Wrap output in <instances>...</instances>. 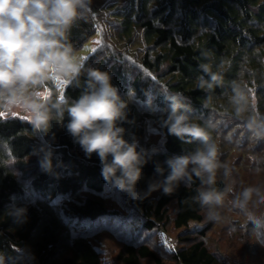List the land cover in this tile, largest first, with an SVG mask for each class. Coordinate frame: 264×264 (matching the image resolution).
<instances>
[{"label":"trees","instance_id":"16d2710c","mask_svg":"<svg viewBox=\"0 0 264 264\" xmlns=\"http://www.w3.org/2000/svg\"><path fill=\"white\" fill-rule=\"evenodd\" d=\"M96 34L102 42L84 60L85 66L109 72L122 92L134 90L122 125L126 138L134 134L140 148L147 149L141 139L149 122L163 134L137 192L147 193L151 182L162 179L154 172L155 163L166 168V159L197 146L168 135L161 126L162 113L155 105L166 106L162 94L167 92L183 95L194 123H217L211 135L218 160L230 169L228 177L223 169L217 175L216 187L226 191L225 204L246 187L264 194V138L242 122L253 115L264 118V0H91L86 19L78 20L69 33L75 53ZM202 63L222 72L223 86L211 93L198 86L199 77L208 79ZM233 81L249 96L248 110L240 117L229 103ZM63 91L72 98L80 94V88L68 84ZM45 146L51 151L52 173L40 167ZM200 186L193 177L190 186L181 183L169 195L160 190L133 200L105 183L99 158L88 157L56 120L45 137L24 118L0 117V264H102L100 251L77 229L120 215L109 206L107 191L118 194L134 216L130 223L145 231L165 225L174 203V225L185 234L168 259L149 244L128 240L118 254L121 264H143L145 259L154 264H224L207 241L214 224L193 200ZM13 204L28 209L24 223L8 214ZM246 210L259 219L264 203L253 195Z\"/></svg>","mask_w":264,"mask_h":264},{"label":"clouds","instance_id":"9594fccd","mask_svg":"<svg viewBox=\"0 0 264 264\" xmlns=\"http://www.w3.org/2000/svg\"><path fill=\"white\" fill-rule=\"evenodd\" d=\"M90 5L91 0H0V112L12 114L18 109L34 131L45 137L51 121L56 120L88 157L95 154L99 158L105 183L133 200L157 190L169 195L181 183L190 186L195 177L201 186L193 200L209 221L218 222L226 191L216 187L217 175L223 169V176L228 177L230 169L218 160V145L211 135L217 123H194L181 93H163L166 106L155 105L156 111L162 113L160 123L168 135L197 146L166 159V168L155 163L154 172L162 179L151 182L147 193L136 191L150 155L160 149L140 148L134 134L126 138L122 125L128 120L129 93L134 90L122 92L112 83L109 72L86 67L69 41L71 28L86 19ZM200 68L208 79L199 77V87L211 93L216 86H223L222 72H213L210 63H202ZM61 81L80 88V94L72 98L63 90L57 91L55 85ZM229 103L236 117L248 110L249 96L237 81L231 84ZM242 122L253 135L264 138V118L253 115ZM41 151L40 167L52 173L51 151L47 146ZM253 195L264 203V194L257 187L244 188L230 203L246 210ZM27 211L13 204L8 214L22 224ZM250 221L258 226L253 229L256 242L264 244V220Z\"/></svg>","mask_w":264,"mask_h":264},{"label":"rangeland","instance_id":"374dc122","mask_svg":"<svg viewBox=\"0 0 264 264\" xmlns=\"http://www.w3.org/2000/svg\"><path fill=\"white\" fill-rule=\"evenodd\" d=\"M102 26L106 27V24L103 23ZM101 42L100 34H96L81 50L76 52V55L83 57V60H85L93 52V49H97ZM55 86L60 91L64 90L66 85L58 82ZM0 113L4 114L0 117H25L18 109L14 110L12 114L7 112ZM162 138L163 134L158 125L149 122L141 143L150 150L153 147L158 148L161 145ZM159 191L157 190L153 193L156 194ZM105 194L111 209L117 210L120 215L108 216L100 222L93 223L91 227L87 223L88 227L77 229L80 233H86L87 237L100 251L103 260L102 264H121L118 254L128 240L134 243L149 244L165 259H168L173 254L172 252H174L176 247H180L183 244L182 238H184L185 234L182 232L184 229L176 228L173 222L176 211L174 203L169 207V218L165 225L152 231H145L140 226H134L130 223V217L133 218L134 216L131 215L130 208L123 205V200L117 193L107 191ZM231 201V198L227 199L225 206L220 209L221 219L218 222L211 221L214 226L207 236L210 248L217 253L224 264H259L264 262V244L257 243L256 237L253 235L254 227H258L250 221L254 216L251 215L250 217L248 210L233 207L230 203ZM259 219L263 220L264 215L260 216ZM259 219L256 218L257 221ZM207 221L209 220L207 219ZM197 225L200 224L192 223L191 227ZM143 264H154V262L145 259Z\"/></svg>","mask_w":264,"mask_h":264},{"label":"snow or ice","instance_id":"6c2138e0","mask_svg":"<svg viewBox=\"0 0 264 264\" xmlns=\"http://www.w3.org/2000/svg\"><path fill=\"white\" fill-rule=\"evenodd\" d=\"M93 51H95V49H93ZM61 84H62V85H67L68 82H66V81H61ZM3 115H4L3 113H0V116H3ZM13 115H16V114H13ZM24 119H26V118L24 117Z\"/></svg>","mask_w":264,"mask_h":264}]
</instances>
